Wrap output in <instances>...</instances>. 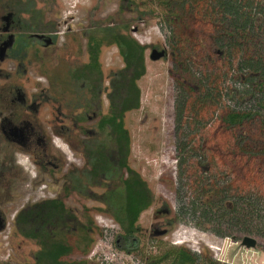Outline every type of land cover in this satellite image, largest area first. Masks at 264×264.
<instances>
[{
  "label": "trees",
  "instance_id": "obj_1",
  "mask_svg": "<svg viewBox=\"0 0 264 264\" xmlns=\"http://www.w3.org/2000/svg\"><path fill=\"white\" fill-rule=\"evenodd\" d=\"M121 1L122 10L154 15L168 28L167 43L184 80L178 82L175 117L177 137L186 139L178 148L177 168L180 185L189 190L187 215L219 236L229 230L264 237V0ZM88 46L89 69L101 81L103 47H117L124 62L108 93L110 152L91 160L93 178L109 179L108 190L89 194L105 202L120 226L123 252L138 255L144 246L138 223L154 195L130 165L125 116L141 107L138 82L146 74V47L115 28L103 29ZM87 218L80 223L63 200L51 199L21 210L16 225L40 248L34 264H87L73 260L91 252L100 231ZM153 258L154 264H226L182 246Z\"/></svg>",
  "mask_w": 264,
  "mask_h": 264
},
{
  "label": "rangeland",
  "instance_id": "obj_2",
  "mask_svg": "<svg viewBox=\"0 0 264 264\" xmlns=\"http://www.w3.org/2000/svg\"><path fill=\"white\" fill-rule=\"evenodd\" d=\"M11 6L23 8L26 13L22 17L32 24L42 22L54 26L56 31L54 47L42 49L37 58L31 53L13 63L14 66L21 63L27 71L23 80L28 82L25 85L28 95L44 90L53 98L59 97V102L63 101V92L71 99L66 70L70 65L88 61L89 37L100 35L105 28L119 29L146 47V74L138 82L141 107L126 114L125 124L132 142L130 165L147 182L154 202L138 223L143 234V251L126 255L122 250L121 228L107 213L105 202L93 196L92 199L81 196L72 187L76 176L81 184L87 183L83 172L88 170V165L76 151L77 137L72 133L68 137L57 133L59 103H46L37 116L40 129H32V133L36 130L39 134L33 136L31 144L21 148L0 137V264L35 263L40 248L35 241L21 235L16 216L35 203L51 199L63 200L80 223L86 224L90 217L100 229L93 235L91 252L74 256L73 260L87 264H154L155 258L150 260L151 256H161L169 247L182 246L192 252L210 253L226 264H264V237L229 230L225 236H219L212 226L198 227L187 215L189 190L180 185L177 168L178 148L186 139L177 137L175 117V105L181 93L178 82L184 80L167 43V26L156 16L140 10H122L121 0H0V16ZM154 50L164 53V57L151 60ZM100 64L106 86L124 67L115 46L102 48ZM66 125L71 126L69 122ZM183 128L188 130V124ZM45 152L48 158L44 157ZM34 159L51 160L56 167L39 168ZM68 187L73 189L66 194ZM91 193L102 196L105 189L96 187ZM245 237L256 240L257 246H244Z\"/></svg>",
  "mask_w": 264,
  "mask_h": 264
},
{
  "label": "flooded vegetation",
  "instance_id": "obj_3",
  "mask_svg": "<svg viewBox=\"0 0 264 264\" xmlns=\"http://www.w3.org/2000/svg\"><path fill=\"white\" fill-rule=\"evenodd\" d=\"M24 12L21 7L15 9L11 6L0 16V137L2 141L14 143L21 148L26 147L32 143L33 136L39 134L36 130L32 133V129L41 127L37 116L42 106L46 103L53 105L59 103L56 118L57 133L65 137L72 133L77 137L74 141L76 151L88 165V170L83 172L87 183L81 184L76 176L72 187H75L81 196L92 199L89 193L93 188L105 189L106 193L109 185V179L97 181L93 178L94 164L91 160L100 154L109 153L111 149V128L108 122L110 115L108 93L111 80L106 86L104 75L101 81L89 69L91 60L88 44L93 37L90 36L86 51L88 61L84 64L70 65L66 70L71 99H67V94L63 92L60 95L66 102H59V97L53 98L44 90H36L35 93L28 95L25 92V85L28 82L23 80L27 71L23 69L21 63L17 65L15 63V66L13 63L20 58L28 57L31 53L34 57H39L42 49L47 50L56 45L57 38L54 26L42 22L34 25L22 17L26 13ZM67 122L71 124L70 127L66 125ZM44 157L48 158L47 152ZM34 161L39 168L45 169L46 165L56 167L51 160L40 162L34 159ZM117 169L118 166L110 167L108 173L111 177L118 171ZM73 188H66L65 193Z\"/></svg>",
  "mask_w": 264,
  "mask_h": 264
},
{
  "label": "water",
  "instance_id": "obj_4",
  "mask_svg": "<svg viewBox=\"0 0 264 264\" xmlns=\"http://www.w3.org/2000/svg\"><path fill=\"white\" fill-rule=\"evenodd\" d=\"M162 57H164V53H159L158 51L154 50L151 54V60L158 61ZM244 246H247L249 248H255L257 246V241L254 240L251 237H245L242 241Z\"/></svg>",
  "mask_w": 264,
  "mask_h": 264
}]
</instances>
